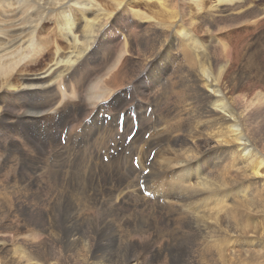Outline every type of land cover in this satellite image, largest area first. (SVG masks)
Returning a JSON list of instances; mask_svg holds the SVG:
<instances>
[{"label": "bare ground", "instance_id": "1", "mask_svg": "<svg viewBox=\"0 0 264 264\" xmlns=\"http://www.w3.org/2000/svg\"><path fill=\"white\" fill-rule=\"evenodd\" d=\"M0 264H264V0H0Z\"/></svg>", "mask_w": 264, "mask_h": 264}, {"label": "rangeland", "instance_id": "2", "mask_svg": "<svg viewBox=\"0 0 264 264\" xmlns=\"http://www.w3.org/2000/svg\"><path fill=\"white\" fill-rule=\"evenodd\" d=\"M241 36H245V33H243V35L241 34ZM229 263V262H228Z\"/></svg>", "mask_w": 264, "mask_h": 264}]
</instances>
